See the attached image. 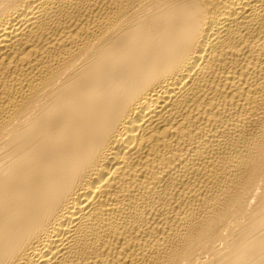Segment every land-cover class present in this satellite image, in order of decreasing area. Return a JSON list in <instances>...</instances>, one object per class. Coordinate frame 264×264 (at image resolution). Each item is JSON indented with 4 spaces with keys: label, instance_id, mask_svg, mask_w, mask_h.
Returning <instances> with one entry per match:
<instances>
[{
    "label": "bare ground",
    "instance_id": "obj_1",
    "mask_svg": "<svg viewBox=\"0 0 264 264\" xmlns=\"http://www.w3.org/2000/svg\"><path fill=\"white\" fill-rule=\"evenodd\" d=\"M0 264H264V0H0Z\"/></svg>",
    "mask_w": 264,
    "mask_h": 264
}]
</instances>
